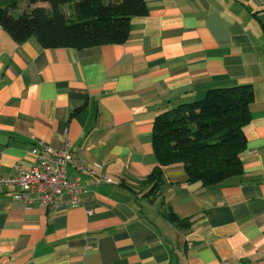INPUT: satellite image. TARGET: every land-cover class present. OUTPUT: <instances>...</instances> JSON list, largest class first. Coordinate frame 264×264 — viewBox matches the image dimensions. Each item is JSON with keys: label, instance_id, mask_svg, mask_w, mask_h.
Returning a JSON list of instances; mask_svg holds the SVG:
<instances>
[{"label": "crops", "instance_id": "0c3cea01", "mask_svg": "<svg viewBox=\"0 0 264 264\" xmlns=\"http://www.w3.org/2000/svg\"><path fill=\"white\" fill-rule=\"evenodd\" d=\"M146 5L123 44L44 48L0 26V174L31 168L38 142L70 143L98 171L70 167L82 202L56 210L30 208L6 187L0 264H264V0ZM246 83L254 101L243 173L204 187L174 164L158 194L144 197L149 186L139 180L158 165L157 115ZM170 208L190 228L170 223Z\"/></svg>", "mask_w": 264, "mask_h": 264}, {"label": "trees", "instance_id": "16d2710c", "mask_svg": "<svg viewBox=\"0 0 264 264\" xmlns=\"http://www.w3.org/2000/svg\"><path fill=\"white\" fill-rule=\"evenodd\" d=\"M147 13L146 0H0V26L10 37L17 43L34 37L44 48L123 44L133 18ZM253 101L250 83L217 86L158 114L153 129L158 165L139 180L149 186L143 196L158 194L166 183L165 168L174 164H182L186 182L204 187L242 174ZM164 215L180 229L192 224L172 208Z\"/></svg>", "mask_w": 264, "mask_h": 264}, {"label": "built area", "instance_id": "2783aa9c", "mask_svg": "<svg viewBox=\"0 0 264 264\" xmlns=\"http://www.w3.org/2000/svg\"><path fill=\"white\" fill-rule=\"evenodd\" d=\"M36 163L29 169L17 166L15 175L0 174V193L13 187L12 197L23 201L28 207L44 206L56 210L64 204L77 206L84 192L80 177L70 178L68 169L74 168L98 175V171L83 164L79 153L68 143L62 150H53L48 144L38 142L32 149ZM104 182L109 178L101 177ZM68 196L67 202L63 200Z\"/></svg>", "mask_w": 264, "mask_h": 264}, {"label": "rangeland", "instance_id": "374dc122", "mask_svg": "<svg viewBox=\"0 0 264 264\" xmlns=\"http://www.w3.org/2000/svg\"><path fill=\"white\" fill-rule=\"evenodd\" d=\"M18 11H19V10H18ZM18 11H17V12H18ZM0 28H1V27H0ZM1 30H2V28H1ZM143 190H144V189H143ZM143 190H141V192H143Z\"/></svg>", "mask_w": 264, "mask_h": 264}]
</instances>
